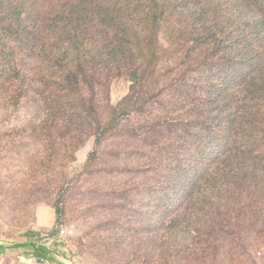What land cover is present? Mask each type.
Here are the masks:
<instances>
[{
    "label": "rangeland",
    "instance_id": "374dc122",
    "mask_svg": "<svg viewBox=\"0 0 264 264\" xmlns=\"http://www.w3.org/2000/svg\"><path fill=\"white\" fill-rule=\"evenodd\" d=\"M161 2L156 48L148 49L142 18L124 47L135 64L146 60L142 49L151 60L135 89L127 60L105 55L107 76L93 81L94 92L73 75L56 84L62 69L11 102L0 86V264H264V140L231 143L240 157L214 164L206 111H197L209 103L196 88L206 44L249 30L231 25L226 0H212L198 22L189 10L200 0ZM79 49L70 62L83 64L82 41ZM198 163L203 178L185 195ZM16 244L51 251L39 258L34 247L9 248Z\"/></svg>",
    "mask_w": 264,
    "mask_h": 264
},
{
    "label": "trees",
    "instance_id": "16d2710c",
    "mask_svg": "<svg viewBox=\"0 0 264 264\" xmlns=\"http://www.w3.org/2000/svg\"><path fill=\"white\" fill-rule=\"evenodd\" d=\"M47 1L0 0V86H9L10 102L42 91V86L47 84H43L45 77L41 76L51 79L60 69L64 77L56 84H65L73 75L78 83L83 78V86L93 91V81L107 76L104 55L106 62L117 57L127 60L125 65L129 69L124 75L132 82L133 89L148 77L146 69L151 66V60L146 58L143 49L140 55L148 64H135L136 56H129L124 47L133 43L130 38L137 37L135 21L142 18L143 30L149 28L152 34L147 40L153 38L146 43L148 49L156 48L154 42L166 15L165 3L161 0H54L47 6ZM226 1L231 6V25L240 23L249 33L237 37L231 33L206 44L207 58L201 70L204 80L197 82L196 88L206 94L209 103L197 104V111L205 110L206 114L202 121L199 117L195 120L199 119L206 127L204 138L211 147L210 161L214 164L223 156L233 160L240 157L229 153L231 143L245 141L260 145L264 140L261 136L264 134V0ZM199 4L201 8L189 10V17L195 22L207 12L212 0H200ZM81 41L83 64L70 62L71 55L75 59L79 57ZM147 53L154 55L155 52L148 50ZM61 61L65 65L59 64ZM131 62L135 65L131 66ZM117 69L118 75H123L119 74L122 68L117 66ZM39 84L41 87L37 88ZM248 98L252 100L250 107L244 104ZM131 100L132 95H128L123 105L128 107ZM191 167L197 175L185 188V195L203 178L201 163ZM56 212L60 220L63 209L57 206ZM29 247L35 248L39 258L48 257L51 251L47 245L39 244L9 246L22 250Z\"/></svg>",
    "mask_w": 264,
    "mask_h": 264
}]
</instances>
